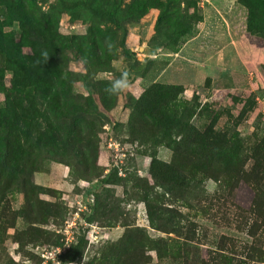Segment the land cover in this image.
Returning a JSON list of instances; mask_svg holds the SVG:
<instances>
[{
	"label": "rangeland",
	"instance_id": "obj_1",
	"mask_svg": "<svg viewBox=\"0 0 264 264\" xmlns=\"http://www.w3.org/2000/svg\"><path fill=\"white\" fill-rule=\"evenodd\" d=\"M19 1L73 38L48 156L0 152V264H264V0Z\"/></svg>",
	"mask_w": 264,
	"mask_h": 264
},
{
	"label": "trees",
	"instance_id": "obj_2",
	"mask_svg": "<svg viewBox=\"0 0 264 264\" xmlns=\"http://www.w3.org/2000/svg\"><path fill=\"white\" fill-rule=\"evenodd\" d=\"M81 1L83 4L86 2L85 6L97 4L94 0ZM20 2L0 0V9L6 12L5 24H0V35L5 34L1 25H16L24 46L29 48L28 52L20 53L18 61H12L7 54L4 55L0 36V152L4 156L10 150L11 144L13 152L17 155L26 152L32 155V152H37L41 158L48 156L44 129L54 123H62L65 119L58 87L68 80L62 65L66 51L54 48L55 45L69 47L73 37L60 35L52 27L53 17L50 12H41L39 15L33 10L26 11V7H17ZM41 15L43 18H40ZM51 51L54 53L49 57ZM6 72L11 76L8 84L4 80ZM34 134L36 140L33 145L30 140L35 139ZM200 137L201 140H194L199 150H202L205 144L203 149L210 150L211 145V149H216L221 143L227 142L224 136L214 131L201 132ZM252 159L254 163L251 169L240 173L248 178L249 182L258 179L254 166L255 161L258 164V157Z\"/></svg>",
	"mask_w": 264,
	"mask_h": 264
},
{
	"label": "clouds",
	"instance_id": "obj_3",
	"mask_svg": "<svg viewBox=\"0 0 264 264\" xmlns=\"http://www.w3.org/2000/svg\"><path fill=\"white\" fill-rule=\"evenodd\" d=\"M113 45L111 43L108 44L109 50H111ZM47 56V53H45ZM130 88L129 74L127 72L122 73V75L112 80L109 85L105 88L106 93L109 95H119L125 92Z\"/></svg>",
	"mask_w": 264,
	"mask_h": 264
}]
</instances>
